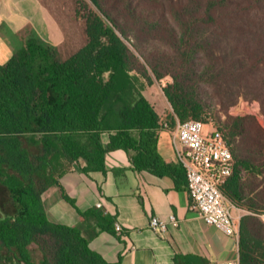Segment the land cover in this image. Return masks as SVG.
<instances>
[{"label": "trees", "instance_id": "16d2710c", "mask_svg": "<svg viewBox=\"0 0 264 264\" xmlns=\"http://www.w3.org/2000/svg\"><path fill=\"white\" fill-rule=\"evenodd\" d=\"M87 1L92 8L76 0L85 26L76 52L60 58L28 38L0 66V264H110L88 243L101 231L116 234L113 217L80 211L62 193L79 226L55 224L42 193L74 165L106 171L104 157L115 150L134 171L168 176L180 189L185 171L160 157L157 142L162 122L172 129L188 119L221 131L233 171L219 189L244 212L238 263L264 264V126L225 115L246 98L264 118V0ZM167 76L170 112L161 121L143 92ZM216 105L224 120L211 118ZM174 264L210 263L183 255Z\"/></svg>", "mask_w": 264, "mask_h": 264}, {"label": "crops", "instance_id": "0c3cea01", "mask_svg": "<svg viewBox=\"0 0 264 264\" xmlns=\"http://www.w3.org/2000/svg\"><path fill=\"white\" fill-rule=\"evenodd\" d=\"M75 8L76 0H0V66L28 38L76 52L83 45L79 43L82 24ZM150 87L144 96L163 121L170 105L161 91L156 95L152 93L154 87ZM167 109L170 111V107ZM157 148L164 161L177 165L168 129L159 133ZM104 165L106 171L86 174L74 165L60 177L59 186L52 185L44 191L41 201L47 219L55 224L79 226L76 209L62 198V193L73 199L80 211L102 209L113 217L114 228L119 225L121 231L115 235L101 231L89 240L88 247L110 264H174V257L183 255L201 257L210 264L238 262V235L227 236L189 211L185 184L177 189L168 176L134 171L121 150L108 152ZM230 207L239 223L244 212L231 204ZM169 216L176 219L175 227L167 224L161 234L150 230L152 217L168 221ZM39 259L36 254L35 262Z\"/></svg>", "mask_w": 264, "mask_h": 264}, {"label": "built area", "instance_id": "2783aa9c", "mask_svg": "<svg viewBox=\"0 0 264 264\" xmlns=\"http://www.w3.org/2000/svg\"><path fill=\"white\" fill-rule=\"evenodd\" d=\"M162 124L163 130L168 129L166 123ZM168 130L177 164L185 171L188 210L201 218L204 224L215 226L227 236L237 237L239 223L232 216L230 204L219 189L233 171L232 154L221 131L212 123L204 124L194 119L176 121L174 128ZM99 206L100 203H97ZM167 224L175 227L176 219L169 216L165 221L152 217L148 226L153 232L161 234L166 231ZM115 230L121 231L120 226L115 225Z\"/></svg>", "mask_w": 264, "mask_h": 264}, {"label": "rangeland", "instance_id": "374dc122", "mask_svg": "<svg viewBox=\"0 0 264 264\" xmlns=\"http://www.w3.org/2000/svg\"><path fill=\"white\" fill-rule=\"evenodd\" d=\"M83 1L88 3L87 0H83ZM89 6H90V4H89ZM76 8H77V5H76ZM76 8H75V10H76ZM82 14H83V11H80V15H82ZM77 19L82 24L81 25L82 28H81V31H80V38H79L80 41H79V43H80V45H83L85 43L84 19L82 17H78ZM76 40H77V37H76ZM64 48H66V47H64ZM57 50H58V56L60 58H64V59H66L67 57H69L71 54L74 53L73 51L65 50L63 48H60V49H57ZM171 81H172L171 78L168 77V76L165 77L164 79H162L160 82H155L154 81L153 84L151 85L154 88L150 87V88L154 89V90H152V93H154L156 95H160L161 88L164 85H166L167 83L171 82ZM215 98L216 97H212L211 102L213 100H215ZM167 108H169V107H166V109H165V114L166 115L169 114V112H170L169 109H167ZM218 108H219V106L216 105L215 108H214L215 111H213V113L211 115V118L215 120L216 116H219L220 119L224 120V114H223V112H220ZM260 111H261V108H260V104H259L258 101H256V100H246V98H241V99L238 100V102L234 106H232V107H230L229 109L226 110L225 115H228V116H239V115L252 116V117H254L256 119V121L260 125L264 126V118L261 115ZM261 219L264 222V216L263 215L261 216ZM30 253H31V256H32L33 260H35L36 259V250L33 247H31Z\"/></svg>", "mask_w": 264, "mask_h": 264}]
</instances>
